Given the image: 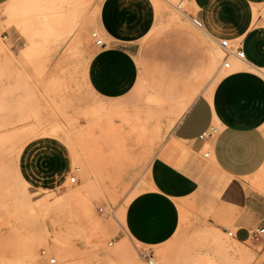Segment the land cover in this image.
Returning a JSON list of instances; mask_svg holds the SVG:
<instances>
[{"label": "rangeland", "instance_id": "rangeland-1", "mask_svg": "<svg viewBox=\"0 0 264 264\" xmlns=\"http://www.w3.org/2000/svg\"><path fill=\"white\" fill-rule=\"evenodd\" d=\"M157 1L0 0V164H8L7 171L0 166V264H47L42 250L60 264H148L143 253L155 264L261 263L255 249L262 244H237L218 228L198 235L187 217L169 242L144 245L154 164L173 145V128L196 97L212 101L239 83L264 134V76L256 66L230 57L231 68H224L221 44L193 35L205 34ZM173 1L177 7L181 0ZM262 4L253 24L264 20ZM216 38L234 48L244 40ZM11 124L26 131L13 145ZM213 126L222 127L217 117ZM43 133L69 146L72 164L65 171L54 159L57 185L33 195L28 184V197L16 198L18 177L7 152L24 146L23 173L22 155ZM209 150L200 156L210 165ZM245 183L264 195V166ZM23 204L35 207V222ZM43 204L50 208L45 214Z\"/></svg>", "mask_w": 264, "mask_h": 264}, {"label": "crops", "instance_id": "crops-1", "mask_svg": "<svg viewBox=\"0 0 264 264\" xmlns=\"http://www.w3.org/2000/svg\"><path fill=\"white\" fill-rule=\"evenodd\" d=\"M192 2L203 22L200 31L206 34L191 33L199 39L209 35L219 44L216 37L243 38L241 47L245 60L264 74V20L259 19L253 24L254 9L264 0ZM182 28L189 32L188 26ZM238 85L225 88L212 101L197 100L196 97L183 119L173 128V145L156 160L151 183L157 188L161 174L172 175L166 185L167 192L151 195L145 201L149 229L144 245L155 246L172 240L183 227L184 217L198 235L203 236L205 230L214 228L225 233L234 230L233 241L243 246L253 242L251 236L257 228L264 227V195L249 189L245 183L246 178L255 176L264 166V134L250 111L249 96L237 89ZM204 102L210 110V121L208 113L203 112ZM194 107L202 113L196 124L190 117ZM216 117L222 127L213 138L202 140L201 136L214 127ZM207 145H210V165L200 156ZM29 150L22 155L21 168L29 190L33 195H41L57 185L51 176L53 160L42 163L36 150ZM59 166L61 171V164ZM253 243L254 247L263 245L261 250L255 249L261 257L264 243L260 240ZM249 252V257L255 259L253 252Z\"/></svg>", "mask_w": 264, "mask_h": 264}, {"label": "built area", "instance_id": "built-area-1", "mask_svg": "<svg viewBox=\"0 0 264 264\" xmlns=\"http://www.w3.org/2000/svg\"><path fill=\"white\" fill-rule=\"evenodd\" d=\"M177 9H179L183 14H185L191 18V21H192V24L194 25V27H196L198 29H203V22L201 21V19L196 14V8L194 7L192 0H181L180 3L177 5ZM262 17H264V3L261 5V7L259 9V18H262ZM94 37H96V36H94ZM220 42H221L220 46L223 49L224 55H225L224 56V68H226V69L231 68V63L228 60L229 57H237L240 60H245V52L243 51L241 46L234 48L229 43L228 40H222ZM95 45L104 47L105 43L103 42V40L97 39V41L95 42ZM217 133H218V128L211 127V129H209V131H207L206 133H204L201 136V139L202 140L211 139ZM209 155H210V153L206 152L204 154V157L209 158ZM70 182H71V184H75V183H77V179L75 177H72L70 179ZM228 235L231 238H233L234 233L231 231V232H228ZM251 239L253 241H258L260 239H264V227L257 228L252 233ZM41 256H42V258H46V250L41 251ZM143 258L146 260V262L148 264H154L151 256H149L148 254L144 253ZM47 260H46L47 264H60L56 259H53V258L52 259L47 258Z\"/></svg>", "mask_w": 264, "mask_h": 264}, {"label": "bare ground", "instance_id": "bare-ground-1", "mask_svg": "<svg viewBox=\"0 0 264 264\" xmlns=\"http://www.w3.org/2000/svg\"><path fill=\"white\" fill-rule=\"evenodd\" d=\"M151 2H156V3H158V1L157 0H150ZM164 2L165 3H167L169 6H173L177 11H179L181 14H182V12L179 10V9H177V7H176V5H175V3H174V1L173 0H164ZM159 4V3H158ZM173 20H174V23L175 22H177V23H181L182 21H181V18L178 16V14L177 13H174L173 14ZM182 26H187V24H183ZM198 29V28H197ZM199 30H201V29H199ZM203 33L204 34H206L205 33V31H203ZM93 36H97V34H93ZM206 36H208L209 37V35H206ZM0 47H3V44L0 42ZM230 59V57L228 58V60ZM240 60V59H239ZM230 61V60H229ZM242 61H244V60H242ZM238 61L236 60V63H237ZM235 63V64H236ZM238 65V64H237ZM236 65V66H237ZM242 65V64H241ZM241 67V66H240ZM255 68H257V67H255ZM258 69V68H257ZM20 126V125H19ZM17 126H16V124H11L10 125V127H8L9 129H10V131H9V129L6 131L7 133V135H9L13 140L11 141V145H13V144H15L16 142H19L22 138H23V135L25 134V130H22V129H17L16 128ZM21 128V127H20ZM46 135L43 133V134H41V136L40 137H45ZM2 137V136H1ZM3 138V137H2ZM24 138H25V135H24ZM23 148H24V146H21L18 150L16 149V148H14V146H11L10 147V149L8 150V152H7V154H8V158H9V160H11V163H12V166H13V168L15 169L14 171H16V173H17V177H18V186H16V187H14L15 189H14V192H13V196L14 197H16V198H18L17 197V195H23L25 198H27L28 197V195H29V193H28V189H27V185H28V182L26 181V179L24 178V176H23V173L21 172V169H20V166H19V161H18V156L22 153V150H23ZM16 154V155H15ZM3 162V161H2ZM2 162H1V164H0V166H2V167H4V164H2ZM9 162V161H8ZM6 164V163H5ZM7 166H8V164H7ZM6 166V167H7ZM6 167H4V169L7 171V168ZM262 169H263V167H262ZM10 170V169H9ZM72 178V177H71ZM30 203V202H29ZM25 204V203H24ZM23 204V210L25 211V212H27L28 213V215L30 216V218H31V220L33 221V222H35V213H34V209H35V207L34 206H31L30 208L29 207H27V206H25ZM30 205H32L31 203H30ZM39 211H40V213L41 214H45V213H47V212H49L50 211V208L49 207H47L46 205H40V208H39ZM57 257H65V256H67V254L66 253H61V252H55L54 253ZM144 254V253H143ZM143 254H142V256H143ZM150 256V255H149ZM52 259L53 257L52 256H49L48 255V253L46 252V259ZM151 258H152V256H151ZM53 259H55V258H53ZM48 261V260H47ZM152 261H153V259H152ZM154 262V261H153ZM154 264H155V262H154Z\"/></svg>", "mask_w": 264, "mask_h": 264}, {"label": "snow or ice", "instance_id": "snow-or-ice-1", "mask_svg": "<svg viewBox=\"0 0 264 264\" xmlns=\"http://www.w3.org/2000/svg\"><path fill=\"white\" fill-rule=\"evenodd\" d=\"M201 99L203 98L201 97ZM203 112L208 113L210 121V110L208 108L207 102H204ZM201 116L202 113L197 111V109L194 107L192 113L190 114L192 123H198L201 119ZM32 149H35L36 153L39 154L40 161L42 163L50 162L54 159H62L65 171H67L68 167L72 164V161L68 159V157L70 156L69 146L65 144L64 141H62L60 138L54 137L51 134L45 137H37L36 141L32 144V148L29 151L31 152ZM171 175V173H169L167 176L161 174L159 180L157 181L158 187L153 189V191L157 194H159L161 191L167 192L166 185L168 184ZM261 264H264V252L261 253Z\"/></svg>", "mask_w": 264, "mask_h": 264}]
</instances>
